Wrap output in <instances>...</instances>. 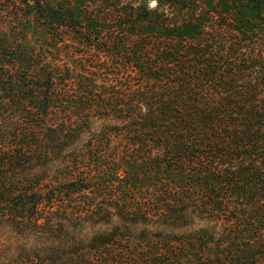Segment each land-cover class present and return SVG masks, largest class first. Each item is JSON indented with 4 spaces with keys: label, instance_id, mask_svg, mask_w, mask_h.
<instances>
[{
    "label": "trees",
    "instance_id": "16d2710c",
    "mask_svg": "<svg viewBox=\"0 0 264 264\" xmlns=\"http://www.w3.org/2000/svg\"><path fill=\"white\" fill-rule=\"evenodd\" d=\"M25 1L88 49L60 66L0 40V225L47 242L0 264H264V0ZM112 215L146 226L68 229Z\"/></svg>",
    "mask_w": 264,
    "mask_h": 264
},
{
    "label": "rangeland",
    "instance_id": "374dc122",
    "mask_svg": "<svg viewBox=\"0 0 264 264\" xmlns=\"http://www.w3.org/2000/svg\"><path fill=\"white\" fill-rule=\"evenodd\" d=\"M54 3H62L66 6L73 8L78 17H82L81 14L87 13V11L94 5L101 3L102 8L113 9L112 7H129L130 5H138L142 3L149 9L156 7V0H50ZM254 16V15H252ZM264 18V8L260 14ZM256 17V15H255ZM264 25V19L260 20ZM263 31H259V37L264 41V27H261ZM126 39V37H125ZM0 40L6 41L11 44L12 51L18 54L22 58H26L31 63L43 62L47 57L50 59L51 55L58 56L61 60L55 62V64L62 66V63L72 62L75 57L80 56V49L87 46L82 41V38L76 36L72 31L63 29L59 33H53L52 30L38 24L32 13V7L25 0H0ZM91 51V50H90ZM24 56V57H23ZM106 121L94 120L92 129L99 130L104 127ZM88 134H84L82 139L74 146L80 151L81 143L86 139ZM62 156L64 158H62ZM61 158V159H60ZM89 155H61L59 160H55L51 163V170H62L66 161H70V164L74 166L88 165L90 159ZM84 160V161H82ZM94 160V158H93ZM84 164H82V162ZM110 162V160H108ZM73 166V167H74ZM81 166V167H82ZM76 169V168H75ZM79 170V169H76ZM87 220V218H86ZM73 225L68 223V229L70 233L74 234L80 239H90L94 235L100 233H106L113 228L119 227L124 234L142 233L143 228L146 226L142 223L135 225H128L127 230L117 216L112 215L110 220L107 221H84L73 220ZM198 224L194 223V226ZM148 228L164 229L171 234H178L188 231L190 227L186 228H171V227H158L149 225ZM150 235V234H149ZM19 244H25L26 247L34 248L47 245V242L35 235H19L8 224L0 225V251L5 256H10L17 251ZM117 250V249H116ZM95 264L98 262H94Z\"/></svg>",
    "mask_w": 264,
    "mask_h": 264
}]
</instances>
